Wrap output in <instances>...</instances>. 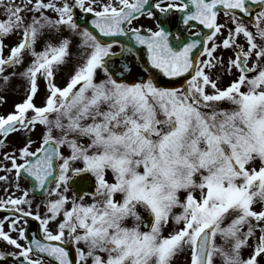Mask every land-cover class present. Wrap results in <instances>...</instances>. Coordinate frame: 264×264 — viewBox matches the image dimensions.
<instances>
[{
  "label": "snow or ice",
  "instance_id": "6c2138e0",
  "mask_svg": "<svg viewBox=\"0 0 264 264\" xmlns=\"http://www.w3.org/2000/svg\"><path fill=\"white\" fill-rule=\"evenodd\" d=\"M8 92L0 264H264V0H0Z\"/></svg>",
  "mask_w": 264,
  "mask_h": 264
},
{
  "label": "flooded vegetation",
  "instance_id": "af4514ba",
  "mask_svg": "<svg viewBox=\"0 0 264 264\" xmlns=\"http://www.w3.org/2000/svg\"><path fill=\"white\" fill-rule=\"evenodd\" d=\"M138 23H143L146 27L147 26H154L153 25V21L151 19H144L142 18L141 20L138 21ZM172 23L173 25L175 24V17L172 18ZM118 47H115L114 49H117ZM0 174H3L2 172H0ZM5 187L6 185H4L2 182H0V197L5 196ZM40 197H37V202L39 201ZM34 210H35V205H34ZM4 215L3 211H0V217H2ZM36 226H37V222L34 219H29V224H28V230L30 233L35 234L36 233ZM13 235H15V233H13ZM23 242V241H22Z\"/></svg>",
  "mask_w": 264,
  "mask_h": 264
},
{
  "label": "rangeland",
  "instance_id": "374dc122",
  "mask_svg": "<svg viewBox=\"0 0 264 264\" xmlns=\"http://www.w3.org/2000/svg\"><path fill=\"white\" fill-rule=\"evenodd\" d=\"M8 102H9V101L7 100L6 106H8Z\"/></svg>",
  "mask_w": 264,
  "mask_h": 264
}]
</instances>
